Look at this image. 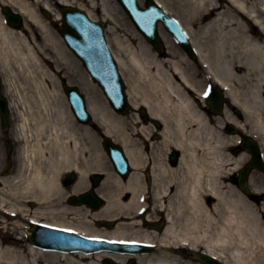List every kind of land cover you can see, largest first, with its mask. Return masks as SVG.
<instances>
[{
	"label": "bare ground",
	"instance_id": "bare-ground-1",
	"mask_svg": "<svg viewBox=\"0 0 264 264\" xmlns=\"http://www.w3.org/2000/svg\"><path fill=\"white\" fill-rule=\"evenodd\" d=\"M154 1L177 19L195 50L193 64L201 65L208 81L223 90L231 106L241 111V122L227 109L223 111L226 127H238L259 142L264 160V0ZM56 3L86 11L91 19L96 18L94 10L98 9L103 23L116 22L117 5L111 0ZM4 5L18 11L25 25L20 30L12 29L0 15V73L10 98L9 109L14 112V140L18 144L13 156L15 167L9 173L0 172V264H125L127 260L131 264H202L192 253L191 260L183 262L184 248L202 252L221 264H264L261 215L254 212L256 205L246 196L226 185L229 176L250 157L252 143L249 139L241 142L239 159L228 153L241 136L226 137L223 130L216 131L211 125L203 108L202 81H196L193 73L173 59L153 54L154 60L148 61L128 55L140 75L137 85L127 89L130 105L133 109L144 107L151 119L162 125L160 132L155 127H141L134 133L151 144L148 157L127 134L125 115L113 114L106 103L97 99L94 87L82 89L99 129L121 145L117 146L124 152L128 169H132L124 178L100 149L94 130L75 124L67 95L44 66L52 53L60 64L70 65L61 40L52 30L53 24L61 21V13L54 11L48 0H0V7ZM38 8L50 11L53 21L44 20ZM156 27L157 34L160 26ZM164 32L162 28L159 34L169 54L174 43L184 59L194 58ZM138 33L132 30L130 35ZM111 42L117 49L112 53L122 74L126 67L118 54L122 47L117 37ZM144 49L150 50L147 45ZM167 62L170 69L164 64ZM8 119L4 113L2 124ZM137 122H141L138 116ZM154 132L157 135L153 139L161 137L166 155L179 152L176 165L155 158L156 141L150 140ZM148 161L149 188L142 179ZM231 165L234 167L227 168ZM95 172L104 174L97 194L105 199V206L97 212L72 206V201L81 196L78 194L90 188L88 176ZM65 173L68 183L78 174L69 188L62 183ZM255 180L251 175L248 182L258 193L261 188ZM147 190L153 210L141 216L140 211L148 207ZM262 209L264 213V205ZM158 213H163V227H157L158 223L153 226ZM101 218L116 223L110 228L106 222L99 224ZM35 224L95 240L154 248L134 254L44 250L30 238V227ZM148 224L153 228L150 231L145 228ZM1 232L17 236V240L5 245Z\"/></svg>",
	"mask_w": 264,
	"mask_h": 264
},
{
	"label": "rangeland",
	"instance_id": "rangeland-1",
	"mask_svg": "<svg viewBox=\"0 0 264 264\" xmlns=\"http://www.w3.org/2000/svg\"><path fill=\"white\" fill-rule=\"evenodd\" d=\"M111 4L112 5H115V4L117 5V8L114 11V14L116 15V22H115V24L113 22H105L106 23V28H107L106 38H107L108 44H109V42L111 44V46H110L111 50H114V51H116L117 49L114 46V44H112V42H111L112 38L117 37L119 42H120L122 50L120 52H118V54H119V56L121 58H123L125 60V63H126V67L124 68L122 74H123L124 79L126 80V83L128 84L127 85V89H128V87H130L129 85H132V87L133 86L135 87L137 85L139 77H140L137 67L130 61V58L128 57V55L131 53L135 57H137V59H141V60L144 59V60L152 61V60H154L153 59V54H155V53H153V51H152V49L150 47H149L150 50L144 49L145 45H147V46H149V45L147 44V42L142 38V36L139 33L137 34V36L134 35V37L132 35H130V34H132V30L137 33L134 25L130 22V20L127 17V15L123 12L121 7L119 6V4L115 0H111ZM140 5L144 6V2L141 1ZM52 8L54 9V11H58L59 10L57 4H52ZM94 16L96 17L95 19H97L99 21H102V15L96 16V13L94 12ZM50 18L51 19H49V21H51L53 19V16H51ZM59 24H53L54 27L52 28V30L54 31L56 36L60 39V36H59V33H58ZM108 29H109V31H108ZM161 29L162 28H160V31H161ZM165 35L167 37H169L170 41L173 43V40H171V37L169 36V34L165 33ZM62 45H64L63 42H62ZM172 46H174V48H172V50H171L172 54L168 53V54L165 55V57H167L169 59H173L174 61L180 62L181 65L184 68H186L187 72L189 74L193 73L192 76L195 77L196 81H202L203 82L202 86H204V84L207 83V79L204 77L205 71L203 70V68L201 66H199V65L197 67V65H194L192 62L187 61L186 59H184L183 58V53L179 49V47L174 45V43L172 44ZM64 49H65L66 54H67V56H68V58L70 60V65L60 64V59L55 54L52 53L50 56H51V61H52V64L54 65V68H50L49 69V70H51L52 74L56 78H60V75L62 74L66 79H68L70 81L71 84L79 85L81 88H84L86 90L88 89V88H86V86L87 87H91L92 86L91 88L94 87L92 90L96 94L97 99L100 102L106 103V101H105L100 89L96 85H93V84L89 83L90 80H89L86 72L84 71V68L81 65V63L78 62L73 57V55L66 49V47H64ZM158 58H160V57H158ZM56 64L58 65V67H55ZM164 64L166 65L167 69H170L169 68L170 67L169 62L164 63ZM44 66L46 68H48V66H46V64H44ZM234 71H237V70L234 69ZM208 83H209V81H208ZM195 100L199 102L197 97L195 98ZM199 104H200V102H199ZM226 104L227 105H226L225 108L228 110V112L233 114V117L236 120H238V118L233 113L232 106L229 103L228 99H226ZM208 117L211 119L210 120L211 121V125L214 127V129L216 131H220V130L222 131L223 130V132H225V133H222V132L221 133L224 136L231 137L230 135H228L229 133L225 129L226 124L223 121V119L225 118L224 117V113H221V114H219L217 116L211 115L210 113H208ZM123 118L126 119L125 128H126L127 134H129L133 138V140H134V142L136 144V147H138V148L141 147L142 151L145 153L146 157H148L147 153H149V151L146 150L147 143H145V138H142L139 135L136 136V135H134V133L138 129H140L141 127H145V128H148L149 130H152V128L154 129V126L152 124H144L142 121L138 123L137 122V114L135 113L134 110H132V112H130L129 114L125 115V117H123ZM153 135L155 136L156 132L152 133V135L150 137H153ZM150 137H149V139H150ZM150 140H152V138ZM160 140H161L160 136H159L158 140H154V141H156L155 149L157 150V152H155V154H156L155 158H157V160L163 162V161H165V159L167 161V158H168L169 154H167V155L165 154L166 152L164 151V149L160 145ZM99 146H100V144H99ZM236 146H237V144L231 145L230 151H228V153L231 154V156L234 159H239L242 153H241L240 150H236L235 149ZM148 147H149L150 152H151V144H149ZM100 148H101V146H100ZM233 148H234V151H233ZM0 150L2 151L1 153L3 154V161L0 162V172L5 173L6 169H7L6 168L7 165H9V166L15 165V161H14V157H13L14 154H15V151H13V153H11L12 154V156H11V154H9L7 152L5 146H3ZM247 160H244V162H242L241 166H243L247 162ZM233 167L234 166L231 165V166H228L227 168H233ZM11 170L12 169L8 170L7 172L9 173ZM252 175H254V177L256 179L255 183L261 188V191L258 192L259 194H261L263 192V189H264V178L258 172H253ZM142 176H143V178H142L143 182H145L144 172H142ZM233 177H235V174L234 175L232 174V175L229 176V179L226 182V185L227 186H231V187H233L234 189H236L238 191V189L235 187ZM146 196L148 198H150L151 193L149 192V190L146 191ZM124 201H125V199H124ZM147 202H148L147 203L148 210L146 211V214H148L151 210H153V205H154L152 199L151 200L148 199ZM250 202L252 203V205H256V206H254L253 210H254V212H256V213L261 215L260 216V220H261V222L264 223V219H263L264 218V213H263V209H262L264 204L260 203V202H253L252 200ZM35 205L36 204H34V206ZM153 220L155 222H152V223H158L161 220H163V213H158V215H156V217ZM145 228L148 231L153 229L152 226H150L149 224L146 225ZM2 235H3L4 241L7 242V243H5V245L8 244V243H11L12 241L17 240V238L15 239V237H13V236L11 237L7 233L6 234L2 233ZM24 239H25V241H27L28 238H24ZM184 258H186V257H184V256L182 257V261L183 262H185Z\"/></svg>",
	"mask_w": 264,
	"mask_h": 264
},
{
	"label": "water",
	"instance_id": "water-1",
	"mask_svg": "<svg viewBox=\"0 0 264 264\" xmlns=\"http://www.w3.org/2000/svg\"><path fill=\"white\" fill-rule=\"evenodd\" d=\"M149 5H152L151 3ZM8 18L19 20L17 15H11L6 12ZM64 16V28L61 30L62 36L66 39L67 43L74 50V52L82 59L85 67L92 75L93 79L102 87L105 95L109 99L111 105L116 110H123L125 107L124 99L122 98V85L115 66V63L106 47L102 26L100 24L91 23L83 12L78 10L65 9L63 10ZM82 35L81 38V34ZM148 40H150L155 46L159 48L158 42L155 39V35H148ZM80 50V51H79ZM110 75H107L106 71ZM94 71V73H93ZM66 93L69 96V101L71 107L76 115L77 119L81 122H89L90 117L86 113L85 105L82 98L78 95V90L76 88H65ZM214 99H210L208 104L211 110L218 112L220 110V92L213 90ZM144 114V111H141ZM252 143V142H251ZM103 147L107 151L109 157L113 160L114 165L121 172H124L127 168L125 159L122 156L121 150L115 147L108 140H104ZM253 155V164L260 169H263L260 161L259 154L256 147L252 143V150L250 151ZM172 161L175 159V154L171 157ZM98 179H94L93 184L98 183ZM246 182V172H243L239 184L241 188L247 192L245 187ZM73 203H86L88 205H103V202L94 193H87L80 196L78 199L72 201ZM32 241H34L32 239ZM205 264H216L209 258L199 257Z\"/></svg>",
	"mask_w": 264,
	"mask_h": 264
},
{
	"label": "flooded vegetation",
	"instance_id": "flooded-vegetation-1",
	"mask_svg": "<svg viewBox=\"0 0 264 264\" xmlns=\"http://www.w3.org/2000/svg\"><path fill=\"white\" fill-rule=\"evenodd\" d=\"M4 96H5L4 82L2 79H0V100H1V98H3V100H4ZM11 120H13V117L10 116V121ZM13 125H14L13 121L10 122V128H9L8 132H4L3 127H2V122L0 120V143L4 142V140L6 138H8L7 135L10 134L9 132H11V130L13 129Z\"/></svg>",
	"mask_w": 264,
	"mask_h": 264
},
{
	"label": "snow or ice",
	"instance_id": "snow-or-ice-1",
	"mask_svg": "<svg viewBox=\"0 0 264 264\" xmlns=\"http://www.w3.org/2000/svg\"><path fill=\"white\" fill-rule=\"evenodd\" d=\"M110 243H114V242H110Z\"/></svg>",
	"mask_w": 264,
	"mask_h": 264
}]
</instances>
